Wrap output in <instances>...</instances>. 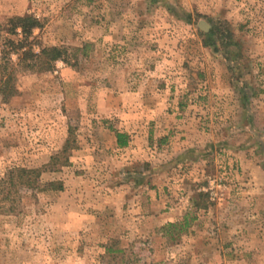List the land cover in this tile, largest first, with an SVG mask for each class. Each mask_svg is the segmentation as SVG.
Here are the masks:
<instances>
[{
  "label": "rangeland",
  "instance_id": "374dc122",
  "mask_svg": "<svg viewBox=\"0 0 264 264\" xmlns=\"http://www.w3.org/2000/svg\"><path fill=\"white\" fill-rule=\"evenodd\" d=\"M24 15L77 61L0 94V178L62 184L6 205L0 264H264V0H0V34Z\"/></svg>",
  "mask_w": 264,
  "mask_h": 264
},
{
  "label": "trees",
  "instance_id": "16d2710c",
  "mask_svg": "<svg viewBox=\"0 0 264 264\" xmlns=\"http://www.w3.org/2000/svg\"><path fill=\"white\" fill-rule=\"evenodd\" d=\"M8 23V29L5 31L7 36L0 34V94L3 99H9L15 95L16 90L13 82L17 68L23 71L49 72L54 69L58 61L71 66L77 61L76 55L71 53L67 47H43L36 42L34 31L39 30L41 24L35 17L24 15L13 18ZM211 39L208 45L216 50V41L212 36ZM12 56H15V61L12 60ZM115 138L118 147L127 146L126 134L115 132ZM66 151L67 148L63 147L59 154L64 155ZM54 166L55 163L51 162V167ZM42 174L43 171L39 169L10 168L0 178V214L5 212L6 205L9 207L8 212H13L16 209L22 198V190H30L32 194L48 190L62 191L61 183H48L44 189L41 182ZM197 197L201 199L205 195L200 193L197 194ZM194 220V216L186 213L179 222L163 225L159 229V233L168 242L175 243L188 233ZM107 252L122 253L121 250L113 251L111 249H108Z\"/></svg>",
  "mask_w": 264,
  "mask_h": 264
}]
</instances>
